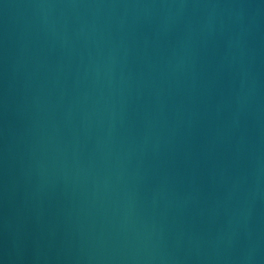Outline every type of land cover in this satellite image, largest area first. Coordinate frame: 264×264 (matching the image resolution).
<instances>
[{
	"label": "water",
	"instance_id": "1",
	"mask_svg": "<svg viewBox=\"0 0 264 264\" xmlns=\"http://www.w3.org/2000/svg\"><path fill=\"white\" fill-rule=\"evenodd\" d=\"M0 264H264V0H0Z\"/></svg>",
	"mask_w": 264,
	"mask_h": 264
}]
</instances>
